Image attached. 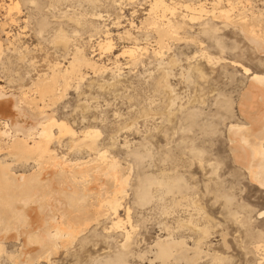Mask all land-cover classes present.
Instances as JSON below:
<instances>
[{
    "label": "rangeland",
    "instance_id": "rangeland-1",
    "mask_svg": "<svg viewBox=\"0 0 264 264\" xmlns=\"http://www.w3.org/2000/svg\"><path fill=\"white\" fill-rule=\"evenodd\" d=\"M148 1L0 0V92L28 117L13 120L3 110L0 115L10 119L13 128L23 130H35L34 122L51 116L77 133L98 130L97 151L80 143L72 146L68 136L56 139V130L50 149L71 163L97 159L106 152L119 165V176L127 179L118 215L130 232L129 242L123 228L113 227L107 211L108 216L102 214L95 221L76 222L77 212L95 202L96 194L93 200L90 194L65 197L57 190L59 177H53L56 183L50 180L53 185L25 186L30 193H45L39 208L44 209L40 213L49 231L60 221L61 209L71 207L70 228L81 233L66 241V247L58 244L46 250L38 263L28 260L29 264H264V250L254 248L264 246V188L252 183L234 162L227 134L231 124L247 125L238 104L250 74L264 75V52H258L231 23L210 21V31L218 27L216 38L204 34L202 18L187 19L188 33L170 41L163 55H156V33L143 23ZM185 1L204 0H178ZM246 1L248 13L260 17L264 26V0ZM59 32L67 37L66 43L56 42ZM105 37L112 48L100 52ZM133 46L142 48L136 60L120 55ZM76 49L104 68L94 73L80 66L77 79H70L66 89L59 88L56 102L39 101L33 91L37 78L51 76L50 67L55 64L65 70ZM244 68L250 73L245 74ZM163 79L171 92L156 85ZM25 98L35 101L28 104ZM0 160L10 165L8 173L13 178L32 175L43 166L41 162L37 166L35 158L8 155L2 148ZM175 179H180L179 186L170 187ZM106 182L110 195L116 186ZM13 183L4 185L7 193L16 191ZM47 186L55 188L49 197ZM47 203L50 208L54 204L53 211ZM5 204L6 208L1 205L5 210L0 208V231L3 224L11 230L15 227L14 210ZM33 221L41 223V218ZM0 238L5 251L0 264L18 263L20 251L25 250L22 237L7 240L1 233ZM167 241L183 245L161 259L156 244Z\"/></svg>",
    "mask_w": 264,
    "mask_h": 264
},
{
    "label": "bare ground",
    "instance_id": "bare-ground-1",
    "mask_svg": "<svg viewBox=\"0 0 264 264\" xmlns=\"http://www.w3.org/2000/svg\"><path fill=\"white\" fill-rule=\"evenodd\" d=\"M208 1L209 0H204L203 2L185 1L183 3H179L178 0L148 1L149 9L146 13L145 22L143 23L145 26L153 28L156 33V55H161L162 53L167 51L170 48L168 45L170 41L178 39L179 35L182 36L183 34L185 35V33H188L187 31L189 29L187 28L186 23L187 19L194 21L202 18H204L201 20L203 21V23L200 24L202 25V32L204 34L211 35L212 33V35L216 38L218 27L215 26L217 28L214 29V27V30L210 31V21L221 22L224 25L231 23V25H234L240 31V34L242 33L243 37L246 38V40L250 42V44L258 52H264V26L262 23V25H260V17L257 18V16H254V13H248V9L245 8L248 1L226 0V4L222 3L221 0H210V2ZM97 17L100 18L101 15H97ZM256 21H258L257 23H259L260 25V27H258L259 29L255 28V25H257ZM126 33L127 35L130 34L129 32ZM55 40L56 42L62 43L67 41L68 39L63 32H59L56 35ZM110 48H112L111 40L109 37H105V40L99 44V50L100 52H107L111 51L109 50ZM141 50L142 48H139L137 46L128 47L124 48L120 55L127 56L130 60H136L138 54L141 53ZM2 52L3 49L0 46V58L1 55H3ZM205 56L206 59H210L207 54H205ZM233 65H236V63H234ZM80 66L91 68L94 73L96 71H101L104 68L102 66H98L95 62L86 58L83 55L82 50L76 49L71 62L65 70H62L58 64H55L50 67L52 69L51 76H47V74H44L37 78V83L34 84L35 90L33 91L37 94L39 101H47L51 103L56 102L60 98V96L57 94V91L60 87L66 89V86L71 83L70 81L72 79H77ZM243 71L245 74L250 73L246 68H244ZM250 75L252 76L248 82V86L246 90L241 94L238 104L240 115L247 122V125L243 126L231 124L228 128L227 134L230 141L229 144H231L230 149L234 162L238 164L241 169L247 172L248 178L252 183L258 185L261 188H264V75L253 73ZM156 85L158 87H161V89H164V91L167 93L171 92L170 87L166 82H164V79L160 80ZM25 100L28 104H30L35 101V98H31V100L25 98ZM12 103L13 102L10 98L2 95L0 92V110L8 112L13 120L17 118L23 120L24 114H22L20 109L14 107V103ZM38 113L40 116L44 115L42 109L38 110ZM37 128L41 130L36 132ZM34 129L35 130H33V128L23 130L17 127L13 128L11 125V120L0 115V150L2 148V150H5L8 155L19 156L23 159L28 158L30 160L31 158L33 160L35 158L34 162L37 166L40 162L42 164L39 165H43L41 166L42 168H37V172L32 175H18L13 178L8 173L10 165L0 160V208L1 210H5L4 208H2L4 206L2 205L3 202L6 203L5 205H7V208H9V203L11 205L14 204V206L10 205V207H12L11 210H14L15 213L14 215H12L13 212L11 211V218H13L15 221H12V225L15 226L14 229L11 230L12 228L10 226L3 224L4 227L0 231V234H5V239L7 240L14 239L15 241H18L19 237H22V245L25 250L20 251V257H18L16 260L17 262H19L16 264H29L28 260L38 263V261H40L42 259V256L46 253V250L52 251L53 249L57 248L58 244L65 246L67 245L66 241L70 243L75 239L76 236H78L79 234L81 235L80 232H74L70 228V215H72L71 213L73 212L71 211V207L70 210L68 208V210H57L60 211V221L57 223L55 222L54 225L52 224V230L49 231L48 227H46L47 223L45 221V218H42V215L40 213L43 212L44 209L41 210L39 208V203H41L40 200H43V198H45V193H41L40 191L43 190H40L39 188L38 192L40 193H37L36 190H32L36 192H31L32 194L30 193V191L28 192L26 189H23L28 185L31 188V185H34L36 183V186L38 184L41 185L46 183L48 185L49 182H54L53 177H59L57 179L59 181V188H57V190L65 197H69V195L72 194L73 197L77 194L81 196L90 194L92 196H88L92 199L94 194H96L94 195V197L99 196L98 198H95L97 199L95 202L90 204L91 206L88 204L89 207L86 206L84 208H81L80 212L82 211V213L77 212L78 216L75 213L76 211L74 212L76 215L75 218L78 219H76V222L95 221L97 220L98 216H101L102 214L106 215L104 211H107L109 214H111L113 227L123 228V235L125 236L124 238H126L125 240L129 242V237L131 236L130 232L124 229L123 221L118 215L119 209L122 208V194H124L125 192V185L127 180L119 176V165H117L115 161L110 160L106 156V152L99 155L97 159H90L85 162L80 161L78 163H71L67 161L64 156L58 157L54 150L50 149V145L54 140H59L62 136H68L70 138V144L72 146H78V144L80 143L88 147L89 149L97 151L95 140L97 139L98 135L100 136V132L98 130L87 129L83 132L77 133L64 121L56 120L53 116L39 123L37 121L34 122ZM53 130L57 131L58 136L56 137V139L53 135ZM29 141H32L31 146H29ZM74 166H77V168H74ZM89 166L92 167V171L94 172L95 177L93 176L94 174H90L91 168ZM83 167L86 168L82 171H79L78 168ZM78 174L79 176L77 177ZM107 180L113 182L116 186L115 191L113 190L110 195L108 194L106 182ZM179 180L175 179V181L172 180V182L170 180V182L168 180L167 181L170 183V187H178L180 184ZM10 181L11 183L15 181L13 185L15 186L14 190L16 191L12 190L14 192H12L13 194H10L11 192L7 193L6 187L4 186L8 185ZM77 181H80V183L78 184ZM168 182H164V185H167ZM54 183H56V181ZM50 185H53V183ZM36 186L33 187L37 189ZM48 186L47 188H49ZM54 189L55 188H53V186L51 187V189L49 188L46 195L48 193H52ZM2 194H4V196ZM56 194L57 193L53 195L55 196ZM87 195L85 197H87ZM49 196L50 194H48V197ZM64 196L62 197V199H64ZM48 197H46V199ZM46 199L45 201H47ZM55 199L56 198H53V200ZM65 200L69 201L67 199ZM56 201L57 200H55V203ZM57 202L60 203V200H58ZM64 203L62 204L66 205ZM68 204H70V202ZM49 205L50 204H48V206ZM43 206L46 207L47 205ZM52 206L53 207L51 208L53 211L54 204H52ZM55 206L58 205L56 204ZM4 207L6 208V206ZM55 209L57 208L55 207ZM47 211H49V209L46 210V212ZM66 211H68V213ZM261 215L264 216V213H262ZM37 217L41 218V223H39V221H33V219ZM48 217H50V215ZM128 219L129 218L127 215V220ZM54 220V217H51L50 221L53 222ZM10 230L13 231L14 234H10ZM33 233L35 234V237L32 235ZM31 235L35 238L33 239L36 241V243L34 244H32L33 242H31ZM1 241L2 240L0 238V255L5 252L3 248L4 246L2 245ZM59 241H61V243H59ZM127 244L128 243L124 244L123 247L126 248ZM181 244L183 245V243L173 241H167L165 244H163L162 242H158V244H156L159 248L157 253L158 257L161 259H165L168 255H172L174 249ZM254 248L257 250L260 248L262 251L264 250V246L261 244L255 245ZM25 251L27 252L25 253ZM184 254L185 253H182V256Z\"/></svg>",
    "mask_w": 264,
    "mask_h": 264
}]
</instances>
